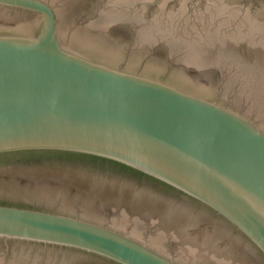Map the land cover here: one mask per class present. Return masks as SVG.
<instances>
[{"label":"water","instance_id":"obj_1","mask_svg":"<svg viewBox=\"0 0 264 264\" xmlns=\"http://www.w3.org/2000/svg\"><path fill=\"white\" fill-rule=\"evenodd\" d=\"M0 5L38 15L32 26L0 28V171L32 157L102 159L198 202L230 229H203L197 220L181 218L177 208L155 214L109 202L107 210H116L109 225L135 239L63 214L0 204V240L34 244L55 259L86 255L116 264H177L166 255L182 264H258L255 253L264 258L261 71L237 73L232 64H222L226 71L214 91L195 85L176 68L177 49L169 68L142 58L145 38L162 33L169 43L191 40L185 28L155 25L160 12L142 24L137 21L142 17L134 16L136 39L128 47L108 42L94 27L67 29L62 12L57 11L58 20L42 0H0ZM212 8L225 6L221 0ZM254 19L245 16L244 34H250ZM191 53L200 57L195 49ZM23 185L15 180L1 188L72 211L69 195L47 191L43 183L24 192ZM54 258L27 256L13 246L0 264H53Z\"/></svg>","mask_w":264,"mask_h":264},{"label":"flooded vegetation","instance_id":"obj_2","mask_svg":"<svg viewBox=\"0 0 264 264\" xmlns=\"http://www.w3.org/2000/svg\"><path fill=\"white\" fill-rule=\"evenodd\" d=\"M42 1L57 13L58 20V12H62V21L67 29L84 30L94 27L93 31L100 33L108 42L128 47L132 46L136 39L134 26L137 19L134 16L140 15L142 20L137 21L142 24L146 17H152L153 13L160 12L163 16L156 19L155 25L166 24L170 30H172L171 27H175L176 30L185 28L192 34L191 40L187 43L181 42L180 45L178 41L169 43L161 39L164 38L162 33H159L156 36L158 38L154 40L145 38L147 44L143 47L146 51L140 50L142 58L169 68L171 54L177 49V55L180 57L176 68L186 74L195 85L208 90L218 89L219 74L226 71L222 64H232L231 69L237 73H248L257 68L264 74V0H222L225 6L222 11L212 8L213 3L216 4L221 0ZM211 15L217 18L210 19ZM246 15L255 17L254 23L249 28L250 34H244L246 27H241ZM37 22L38 15L35 13L0 5V28L16 29L20 24L32 26ZM217 22L219 25H215ZM228 34L236 36L234 35L233 39H226ZM193 49L200 56L198 59L191 56ZM254 55L257 58L247 60V56ZM9 166L12 168L0 171L1 205L63 214L107 226L131 237L133 236L122 229L109 225V219L116 211L107 210L109 202H116V204L125 202L126 206L130 205L132 209H145L146 212L155 214L165 212L167 208H177L184 213L181 218H193L204 227L203 229H224L227 233L230 231L214 212L204 208L198 202L117 163L83 156H44L24 159ZM15 180L24 183V192L39 190V183H43L41 188L47 191L53 189L69 195L72 211H60L34 199L26 200L16 193L6 192L7 190L4 191L1 188L7 182ZM138 197H141L143 201H136ZM127 227H129L128 224ZM229 238L231 239V236ZM141 242L155 249L151 243ZM230 243L243 254L252 256L251 252L244 250L241 246ZM10 244L11 242L0 240V257L5 260L13 246L15 251L22 249L27 252V256L35 255L45 259L50 255L54 258L52 252H39L38 246L34 244ZM255 254L256 262L264 264V258L258 253ZM166 256L175 263L182 264L177 259ZM79 262L116 264L103 258L86 255L71 257L64 255L61 258H54L53 264Z\"/></svg>","mask_w":264,"mask_h":264}]
</instances>
